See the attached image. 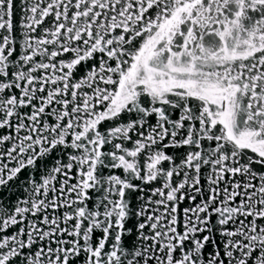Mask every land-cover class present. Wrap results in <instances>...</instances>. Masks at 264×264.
<instances>
[{
    "label": "snow or ice",
    "instance_id": "6c2138e0",
    "mask_svg": "<svg viewBox=\"0 0 264 264\" xmlns=\"http://www.w3.org/2000/svg\"><path fill=\"white\" fill-rule=\"evenodd\" d=\"M0 130V264H264V0H0Z\"/></svg>",
    "mask_w": 264,
    "mask_h": 264
},
{
    "label": "water",
    "instance_id": "95a60500",
    "mask_svg": "<svg viewBox=\"0 0 264 264\" xmlns=\"http://www.w3.org/2000/svg\"><path fill=\"white\" fill-rule=\"evenodd\" d=\"M18 2H19V0H17V3H18ZM19 16H20V12H19V9L17 8V10H16V19H17V20H19ZM50 19H51V18H49V20H50ZM45 26H47V22H46ZM83 72H84V67L81 66V67L77 70V73H76L77 77H79L80 75H82ZM175 115H176V114H174V117H175ZM108 126H109V125H108L107 123H105V124L102 125L101 127H102V128H105V127H108ZM0 131H7V130H0ZM56 155H57V154L54 153V154H53V157H55ZM141 159H143V157H142ZM50 163H52V161H50ZM27 175H28V170H25V171L21 172V174H20V178H21V180H23L24 177L27 176ZM73 182H74V181H73ZM17 183H19V182H17ZM23 195H24V193H23L22 189H16V190L12 193V195L10 196V198L7 196V193H5V192H0V196H4V197H5V203H9V204H14L15 201H16V199H17L18 197L23 196ZM186 206H187V201H185V202L181 205L182 208H183V207H186ZM261 223H264V221H262ZM128 226L131 227V223H130ZM10 231H15V229H11ZM96 235L99 236L100 233H97ZM217 240H219V237H217ZM211 250H212V246L209 245L208 248H206L205 251H206V252H209V251H211Z\"/></svg>",
    "mask_w": 264,
    "mask_h": 264
}]
</instances>
